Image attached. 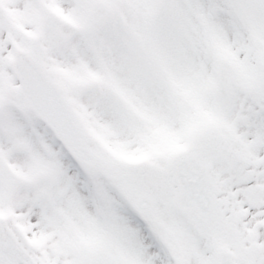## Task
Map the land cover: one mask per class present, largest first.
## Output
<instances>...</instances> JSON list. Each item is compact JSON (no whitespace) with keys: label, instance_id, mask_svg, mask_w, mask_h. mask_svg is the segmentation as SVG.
Instances as JSON below:
<instances>
[{"label":"snow or ice","instance_id":"snow-or-ice-1","mask_svg":"<svg viewBox=\"0 0 264 264\" xmlns=\"http://www.w3.org/2000/svg\"><path fill=\"white\" fill-rule=\"evenodd\" d=\"M0 264H264V0H0Z\"/></svg>","mask_w":264,"mask_h":264}]
</instances>
